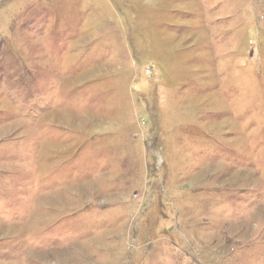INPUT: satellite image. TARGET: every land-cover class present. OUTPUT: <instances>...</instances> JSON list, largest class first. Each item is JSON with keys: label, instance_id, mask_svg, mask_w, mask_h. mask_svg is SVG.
Masks as SVG:
<instances>
[{"label": "rangeland", "instance_id": "1", "mask_svg": "<svg viewBox=\"0 0 264 264\" xmlns=\"http://www.w3.org/2000/svg\"><path fill=\"white\" fill-rule=\"evenodd\" d=\"M0 264H264V0H0Z\"/></svg>", "mask_w": 264, "mask_h": 264}]
</instances>
